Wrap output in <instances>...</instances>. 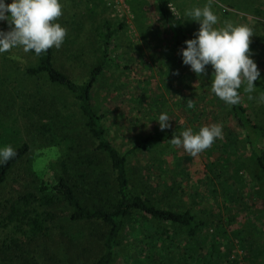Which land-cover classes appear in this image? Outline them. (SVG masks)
Instances as JSON below:
<instances>
[{
	"label": "rangeland",
	"instance_id": "374dc122",
	"mask_svg": "<svg viewBox=\"0 0 264 264\" xmlns=\"http://www.w3.org/2000/svg\"><path fill=\"white\" fill-rule=\"evenodd\" d=\"M56 1L53 64L73 82L86 81L101 60L105 25L113 31L110 61L95 83L92 101L108 138L126 154L132 192L174 211L189 209L205 224L195 238L183 228L171 230L170 250L156 263L131 262L125 256L135 242L146 243L145 233L155 223H135L138 235L126 225L112 264H264V181L243 130L229 114V100L216 80L172 45L155 0ZM170 2L200 50L239 53L260 41L237 80L252 119H264V0ZM43 18L42 0H0V157L24 145L28 149L0 186V238L12 236L2 217L6 209L41 178L59 174L63 151L71 153L74 143L84 165L95 159L92 167L101 171L103 166L85 146L77 100L46 74L27 72L38 63L32 47L40 44ZM146 137H151L147 150H129ZM223 143L226 155L241 158L222 188L208 164L223 155ZM99 186H104L102 178ZM99 186L100 194L105 192ZM86 197L84 193L81 199ZM42 211L54 215L45 224L52 225L50 236L17 254L43 264L93 263L103 228L70 224L61 206H42Z\"/></svg>",
	"mask_w": 264,
	"mask_h": 264
},
{
	"label": "trees",
	"instance_id": "16d2710c",
	"mask_svg": "<svg viewBox=\"0 0 264 264\" xmlns=\"http://www.w3.org/2000/svg\"><path fill=\"white\" fill-rule=\"evenodd\" d=\"M155 2L158 13L169 30L172 45L198 63L207 75L216 80L221 91L227 96L229 114L233 117L236 126L243 130L250 157L264 181V119L258 121L252 119L243 101L237 80L247 55L260 41H256L239 53L222 49L200 50L186 34L182 18L175 11L170 0H155ZM42 3L44 25L41 41L38 46L32 47L38 55V63L28 68L27 72L31 75L46 74L51 83L61 87L77 100L81 119H83L84 140L88 144L85 146L92 149L91 154L96 157V160H100L103 166L101 171L97 167H92L95 159L91 160L90 165H84L79 156L81 154L78 155L77 148L80 146L77 143L70 147L71 153L63 151L59 174L53 178H41L36 188L17 196L15 202L6 209V216V213L1 215L7 221L6 224L11 226L12 236L6 235L11 237L8 239L4 238L6 236L0 238V264H43L39 261L33 262L34 257L29 261L25 256L17 254V252L26 253L29 245L50 236L52 225L49 227L45 224L50 222L54 215L52 214V218V212H39L42 206L50 210L63 207L64 218L70 224L94 225L103 228L101 238L95 245V248L99 249V255L91 264H112L117 259L122 248L123 231L126 225L130 226V234L138 235L139 226L135 223L143 219L155 223L156 227L145 233L148 239L146 243L138 246L135 242L136 245L131 246L125 256L127 261L131 260V262L138 263L137 260H140L142 263H147L146 260L156 263L170 250L171 233L175 227L185 229L190 238H195L205 224L196 221L189 209L174 211L166 206L155 205L150 199L131 190L126 154L119 152L108 138L102 116L94 110L92 101L95 83L104 72L107 62L110 61L108 42L113 31L107 24L105 25L106 35L101 60L91 69L86 81L75 83L53 64L52 22L57 1L42 0ZM260 40L263 41L264 37ZM78 138L81 140L80 137ZM150 141L151 137L138 139L129 150H147ZM226 148L223 143L221 147L223 155L214 158L208 164L209 173L214 175L222 188L223 183L229 177L231 178L232 174L234 175L235 162L241 158L240 155L237 157L226 155ZM27 151V146L24 145L12 151L2 152L0 186ZM213 155L217 156L215 153ZM101 178L104 182L102 187L99 186ZM207 179L209 182L214 180L209 177ZM98 186L105 192L100 194ZM84 193H87L89 197L82 200L81 196ZM100 201L102 203H99ZM10 255H14V258L7 259ZM5 259L7 262L3 261Z\"/></svg>",
	"mask_w": 264,
	"mask_h": 264
}]
</instances>
